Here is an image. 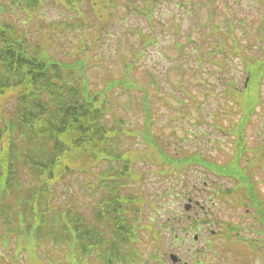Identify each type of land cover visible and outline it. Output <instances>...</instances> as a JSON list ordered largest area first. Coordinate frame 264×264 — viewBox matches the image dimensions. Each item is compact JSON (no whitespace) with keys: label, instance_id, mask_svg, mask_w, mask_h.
Wrapping results in <instances>:
<instances>
[{"label":"rangeland","instance_id":"374dc122","mask_svg":"<svg viewBox=\"0 0 264 264\" xmlns=\"http://www.w3.org/2000/svg\"><path fill=\"white\" fill-rule=\"evenodd\" d=\"M9 3L0 0V20L15 24L26 32L31 46L37 43L49 58L70 66L64 73L67 80L81 82L83 88L88 85L91 92H103L101 100H107L111 108L110 122L116 119L112 112H117L126 128L142 129L146 119L139 100L146 95L152 115L150 133L168 154L200 152L202 159L223 164L235 152L229 127L238 119L237 108L225 90L236 85L242 88L247 77L242 58H262L264 0H215V7L211 0H159L151 6V16L143 12L148 4L138 0L111 4L106 0H42L35 9L23 1ZM262 93L264 98V81ZM11 103L3 98L1 113ZM257 117L251 118L245 135L248 152L240 157L241 170L250 182H264V169L250 164L263 135L258 134L261 121ZM126 137L121 145L135 152L134 178L124 191L143 200L140 215L127 214L138 219L133 247L145 259L156 249L165 257L188 250L196 259L204 256V264H210L218 251L219 261L226 264L227 251L220 253L226 246L222 232L228 221L241 220L232 217L240 216L233 213L230 196L235 178L218 177L203 162L180 169L145 159L146 143ZM141 154L143 159L138 160ZM109 166L116 167L104 161L90 164L85 172L50 183L54 194H43L38 207L44 209L49 203L53 208L57 197L71 188L73 201L87 207L85 217L91 220L95 201L90 185L103 182L99 176ZM22 178L31 180L25 173ZM27 186L35 188L32 181ZM189 198L200 200L205 211L195 201L186 211ZM174 232L179 238H174ZM195 234H199L197 241ZM16 238L10 235L0 243V264L26 263L24 253L15 261L20 247L16 248ZM44 248V252L36 250L37 259L30 264L41 260L48 264L47 259L60 263L65 255L50 243Z\"/></svg>","mask_w":264,"mask_h":264},{"label":"trees","instance_id":"16d2710c","mask_svg":"<svg viewBox=\"0 0 264 264\" xmlns=\"http://www.w3.org/2000/svg\"><path fill=\"white\" fill-rule=\"evenodd\" d=\"M22 1L29 9H35L42 0H10L9 4L19 5ZM106 1L111 4L124 0ZM138 1L148 4L143 12L151 16V6L159 0ZM211 2L215 7V0ZM28 39L26 32L15 24L0 20V101L12 100L5 113L0 108V243L10 235L18 237L16 248L19 244L20 247L15 261L26 252L33 253L29 260L36 258L35 251L44 252V245L50 243L65 255L60 263L47 259L48 264H68L69 259L77 260L93 252H107L108 259H120L124 263L132 259L142 263V255L133 247L138 237V219L127 218V214L140 215L143 200L133 192L124 191L128 181L134 178L135 151L121 145L126 141H122L123 136L141 138L146 143L142 152L146 153L145 159L154 158L155 162L180 169L203 162L218 177L234 176L240 182H249L238 163L245 146V124L258 99L254 89L249 94L246 89L228 88L237 102L238 112L244 115L242 120L235 121L237 151L232 159L217 164L212 158L202 159L200 152L168 154L150 133L152 115L146 95L139 100L146 119L142 129L126 128L117 112H112L116 119L110 122L111 108L107 100H101L103 92H91L88 85L83 88L81 82L67 80L64 73L72 68L52 60L37 43L31 46ZM251 72L257 75V64ZM254 76L251 75L252 84ZM103 160L113 162L116 167L109 166L99 176L103 182L92 185L94 218L88 220L72 208V203L65 202V195L73 191L71 188L57 197L62 199L58 206L54 204L52 208L48 203L44 209L38 207L43 194H54L55 188L50 183L66 181L72 173L85 172L87 165ZM24 173L31 177L29 181L35 188L27 186L29 181L23 180ZM39 264L45 263L41 260Z\"/></svg>","mask_w":264,"mask_h":264},{"label":"flooded vegetation","instance_id":"af4514ba","mask_svg":"<svg viewBox=\"0 0 264 264\" xmlns=\"http://www.w3.org/2000/svg\"><path fill=\"white\" fill-rule=\"evenodd\" d=\"M258 118L261 123L256 128L258 134H263L262 141L258 144L259 158L255 156L250 164H257L264 169V109ZM234 185L230 190L234 204L232 211L240 213V216L232 217L241 220L228 221L226 228L228 247L226 245L221 253L227 251L226 264H243L245 261L247 264H262L264 259V182H236ZM201 211H205L203 205H201ZM188 254L196 257L195 253L188 252ZM182 259V257L178 258L173 264H186ZM210 264L223 263L219 261L215 253L214 260Z\"/></svg>","mask_w":264,"mask_h":264},{"label":"water","instance_id":"95a60500","mask_svg":"<svg viewBox=\"0 0 264 264\" xmlns=\"http://www.w3.org/2000/svg\"><path fill=\"white\" fill-rule=\"evenodd\" d=\"M189 206H187V208H188Z\"/></svg>","mask_w":264,"mask_h":264}]
</instances>
